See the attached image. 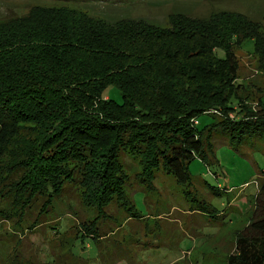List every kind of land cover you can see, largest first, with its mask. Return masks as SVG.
<instances>
[{
  "label": "trees",
  "instance_id": "1",
  "mask_svg": "<svg viewBox=\"0 0 264 264\" xmlns=\"http://www.w3.org/2000/svg\"><path fill=\"white\" fill-rule=\"evenodd\" d=\"M246 41L252 52L264 51V25L224 10L202 18L171 13L166 25L36 4L1 18L0 222L20 232L39 204L28 223L38 227L37 216L69 187L97 213L79 221L78 237H103L96 221L116 218L109 205L140 219L123 155L137 161L145 191L154 190L159 172L169 173L191 209L222 215L190 189L188 165L211 162L218 137L236 151L264 140L262 96L253 106L237 81L235 50ZM109 86L120 102L104 94ZM203 113L213 119L199 128ZM257 190L252 219L221 264H264L263 173Z\"/></svg>",
  "mask_w": 264,
  "mask_h": 264
},
{
  "label": "rangeland",
  "instance_id": "2",
  "mask_svg": "<svg viewBox=\"0 0 264 264\" xmlns=\"http://www.w3.org/2000/svg\"><path fill=\"white\" fill-rule=\"evenodd\" d=\"M35 4L67 6L107 21L144 18L160 25L167 24L171 13L202 18L224 10L245 13L264 25V0H0V19L23 14ZM217 53L222 55L220 50ZM235 55L242 93L253 106H258L262 96L264 107V51L252 52L251 43L246 41ZM104 94L121 101L116 88L109 86ZM231 103L237 105V99L233 97ZM212 119L213 115L203 113L197 127ZM218 139L212 161L197 158L188 169L192 176L190 189L215 208L216 215L222 214L219 217L191 209L184 186L172 174L159 172L154 190L145 191L135 179L137 161L123 155L140 219L128 218L124 210L120 213L109 205L106 212L116 218L104 220L100 216L96 221L103 237H78L79 221L92 220L97 213L81 205L76 189L69 187L46 214L37 216L38 227L29 228L28 223L36 217L39 204L25 213L20 232H15L11 222H0V264H221L224 253L232 250V237L248 225L256 208L257 184L264 174V140L236 151L220 143L223 137ZM211 252L214 256L208 254Z\"/></svg>",
  "mask_w": 264,
  "mask_h": 264
},
{
  "label": "built area",
  "instance_id": "3",
  "mask_svg": "<svg viewBox=\"0 0 264 264\" xmlns=\"http://www.w3.org/2000/svg\"><path fill=\"white\" fill-rule=\"evenodd\" d=\"M195 123H196V121H195Z\"/></svg>",
  "mask_w": 264,
  "mask_h": 264
}]
</instances>
